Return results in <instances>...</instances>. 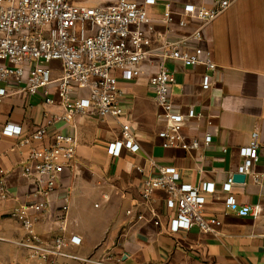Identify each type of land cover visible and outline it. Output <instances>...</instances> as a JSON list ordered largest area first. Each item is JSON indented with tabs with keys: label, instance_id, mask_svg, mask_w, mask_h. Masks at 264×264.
Wrapping results in <instances>:
<instances>
[{
	"label": "crops",
	"instance_id": "crops-1",
	"mask_svg": "<svg viewBox=\"0 0 264 264\" xmlns=\"http://www.w3.org/2000/svg\"><path fill=\"white\" fill-rule=\"evenodd\" d=\"M115 1L85 0L82 4ZM186 3L211 6L213 0H156L150 6L156 28L166 30L161 17L168 7L174 14L171 35L187 34L199 26L195 18H189L186 26L177 23ZM202 30V45L212 50L218 65L210 88L202 86L203 66L190 67L175 60L167 64L175 74L171 86L174 107L186 114L193 106L199 113L185 118L183 130L200 139L212 132L208 146L186 150L161 145L162 122L158 105L147 91L148 74L119 81L126 91L122 118L133 122L141 146L138 152L124 148L119 156L108 152V144L122 135L121 124L112 116L77 115L66 120L60 104H47L41 95L28 98L21 92L0 102V164L7 171L8 189V197L0 200V264H36L16 244L24 230L12 215L17 205L36 199L32 180L22 174L29 146H20L18 136L4 134L3 128L11 123L31 132L53 115L45 142H52L58 131L74 133L78 145L72 167L63 172L52 196L50 210L40 215L36 225L44 238L76 234L81 244L70 246L71 251L84 256L110 252L122 256L124 264H264V0H234ZM254 131L259 134V159L245 181L234 182L231 193L240 204H259L262 211L256 218L227 211L228 194L220 188L244 162L239 149L250 143ZM148 156L158 165L175 166L184 181L215 182L217 190L208 197L205 214L222 219L221 235L201 232L196 226L170 231L162 190L155 192L151 202L160 224L151 220L141 199L142 174L137 170L141 166L146 175L157 171ZM68 194L70 207L63 218L60 204ZM129 208L132 214L126 213ZM140 211L146 215L143 220L137 219ZM60 264L82 263L62 259Z\"/></svg>",
	"mask_w": 264,
	"mask_h": 264
},
{
	"label": "built area",
	"instance_id": "built-area-1",
	"mask_svg": "<svg viewBox=\"0 0 264 264\" xmlns=\"http://www.w3.org/2000/svg\"><path fill=\"white\" fill-rule=\"evenodd\" d=\"M233 1L213 0L211 6L186 3L182 9L184 16L177 23L186 26L189 18H195L200 25L190 33L176 36L171 35L174 14L169 7L161 17L166 30L156 28L150 11L156 0H116L93 5L73 0H0V102L10 94L21 92L28 98L41 95L47 104H60L66 120H73L77 115L112 116L121 124L122 135L108 144V152L119 156L124 148L132 152L141 148L133 122L122 118L126 91L119 86V81L148 74L147 91L158 105L157 116L162 122L158 131L161 145L186 150L208 146L212 132H206L200 139L188 136L183 130L185 118L199 113L193 106L186 114L174 107L171 86L175 83V74L167 62L175 60L190 67L203 66L202 86L210 88L218 65L212 50L202 45V29ZM54 118L55 115L31 132H24L22 126L11 123L3 128L4 134L18 136L20 146H29L22 174L32 180L36 197L13 209L12 215L24 230L16 244L36 264H60L62 259L82 264H124L122 256L110 252L84 256L71 251L70 246L81 244V237L76 234L59 233L46 239L36 229L40 215L47 214L51 208L52 196L63 172L72 167L78 145L74 133L58 131L53 133L52 142H45ZM258 136L254 131L250 143L240 147L244 162L238 172L251 171L258 161ZM148 160L157 168L155 173L146 175L141 166L137 170L142 174L141 199L150 210L151 220L160 224L151 202L155 192L162 190L166 195L170 231L196 226L201 232L221 235L222 219L205 214L208 197L217 190L215 182H187L175 166L158 165L152 156ZM6 178L7 171L0 164V200L8 197ZM234 182L230 176L220 187L228 194L227 211L258 217L262 211L259 204H240L231 193ZM69 207L68 194L60 204L63 218ZM126 213L132 214L133 209H127ZM136 216L139 220L146 218L143 211ZM61 228L65 230L64 226Z\"/></svg>",
	"mask_w": 264,
	"mask_h": 264
},
{
	"label": "water",
	"instance_id": "water-1",
	"mask_svg": "<svg viewBox=\"0 0 264 264\" xmlns=\"http://www.w3.org/2000/svg\"><path fill=\"white\" fill-rule=\"evenodd\" d=\"M234 181L243 182L246 179V173L237 172L233 175Z\"/></svg>",
	"mask_w": 264,
	"mask_h": 264
},
{
	"label": "rangeland",
	"instance_id": "rangeland-1",
	"mask_svg": "<svg viewBox=\"0 0 264 264\" xmlns=\"http://www.w3.org/2000/svg\"><path fill=\"white\" fill-rule=\"evenodd\" d=\"M73 1L79 4L86 3L85 0H73Z\"/></svg>",
	"mask_w": 264,
	"mask_h": 264
}]
</instances>
